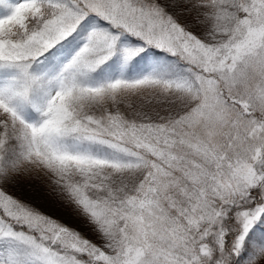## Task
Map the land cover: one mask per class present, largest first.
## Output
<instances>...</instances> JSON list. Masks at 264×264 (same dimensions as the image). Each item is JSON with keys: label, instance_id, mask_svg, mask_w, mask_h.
<instances>
[{"label": "snow or ice", "instance_id": "1", "mask_svg": "<svg viewBox=\"0 0 264 264\" xmlns=\"http://www.w3.org/2000/svg\"><path fill=\"white\" fill-rule=\"evenodd\" d=\"M0 264H264V0H0Z\"/></svg>", "mask_w": 264, "mask_h": 264}, {"label": "trees", "instance_id": "2", "mask_svg": "<svg viewBox=\"0 0 264 264\" xmlns=\"http://www.w3.org/2000/svg\"><path fill=\"white\" fill-rule=\"evenodd\" d=\"M142 65H143V61L142 60H138L135 68L139 69Z\"/></svg>", "mask_w": 264, "mask_h": 264}, {"label": "rangeland", "instance_id": "3", "mask_svg": "<svg viewBox=\"0 0 264 264\" xmlns=\"http://www.w3.org/2000/svg\"><path fill=\"white\" fill-rule=\"evenodd\" d=\"M142 66H143V65H142ZM142 66H141V67H142Z\"/></svg>", "mask_w": 264, "mask_h": 264}]
</instances>
